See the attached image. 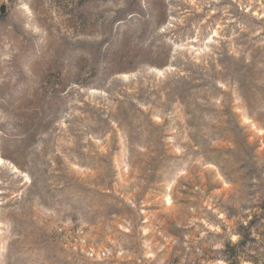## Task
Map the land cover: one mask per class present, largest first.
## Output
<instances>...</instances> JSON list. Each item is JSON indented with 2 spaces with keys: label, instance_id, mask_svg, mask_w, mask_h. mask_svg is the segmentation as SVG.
I'll use <instances>...</instances> for the list:
<instances>
[{
  "label": "rangeland",
  "instance_id": "1",
  "mask_svg": "<svg viewBox=\"0 0 264 264\" xmlns=\"http://www.w3.org/2000/svg\"><path fill=\"white\" fill-rule=\"evenodd\" d=\"M248 231L264 0H0V264H183Z\"/></svg>",
  "mask_w": 264,
  "mask_h": 264
},
{
  "label": "trees",
  "instance_id": "2",
  "mask_svg": "<svg viewBox=\"0 0 264 264\" xmlns=\"http://www.w3.org/2000/svg\"><path fill=\"white\" fill-rule=\"evenodd\" d=\"M249 224H252L249 223ZM237 241L228 240L223 248L211 251L213 255L208 254L204 249L195 250L187 255L188 261L183 264H217L216 261H221L218 264H264V252H260L257 246L264 249V233L255 235L252 231L246 234L239 233ZM261 235V237H260ZM195 258L191 259V256ZM201 255V256H199ZM173 264H182L175 260Z\"/></svg>",
  "mask_w": 264,
  "mask_h": 264
}]
</instances>
